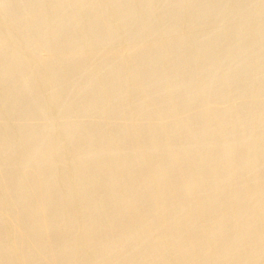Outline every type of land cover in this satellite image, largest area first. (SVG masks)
I'll return each instance as SVG.
<instances>
[{"label": "bare ground", "instance_id": "6f19581e", "mask_svg": "<svg viewBox=\"0 0 264 264\" xmlns=\"http://www.w3.org/2000/svg\"><path fill=\"white\" fill-rule=\"evenodd\" d=\"M79 1L78 4L80 5ZM118 1L110 0V2H113V7H111L112 3H109V10H114L112 11L113 13L107 12L110 16L112 14L111 17L114 19L117 16L118 22L128 23L138 18L140 14L144 17V20L142 18L143 23L136 29L134 28V31H131L132 33L130 32L132 34L131 37L138 41L136 47L133 48V52L136 53L139 50L140 43L145 38L152 39L155 36L153 33L155 30L153 28L154 25L150 21L153 17H148L149 11L151 12L152 10L150 6L152 8L154 3L152 2L153 4H151L148 0H145V2L142 0L141 9L132 10L130 3L135 1L134 6H136V3L140 2V0L137 2L136 0H124L125 4L121 3L119 5ZM174 1H163L164 3L162 2L163 4L160 6L161 10L165 11L173 7ZM17 2L23 1L17 0ZM185 2L187 0L179 2L178 6L173 8L172 18L170 23H168L169 28L168 30L166 29L167 31L163 29L166 35L168 33L173 34V28L176 26L174 18H178V11L188 5ZM258 2L260 1L258 0ZM105 3H108L107 0ZM58 4H63V0ZM28 6L24 5L23 10L27 11L29 9ZM107 6L109 5L107 4ZM201 7L203 8L204 6L202 5ZM201 7L196 6L194 8L193 19L195 23L193 26H197V23H202L200 22L202 21L201 17L204 16L206 10ZM5 9L6 7H2L3 13H5ZM90 9L94 12L99 11V3L93 1L87 11H90ZM228 9H224V11ZM155 12L157 14V11ZM99 13L102 12L99 11ZM155 17L157 16L155 15ZM190 19L192 18L190 17ZM80 20L70 21L67 23V27L77 26ZM187 20L189 21V19ZM101 21L100 19L94 20L90 25V29L88 27L89 33H94L95 30L101 28ZM45 31V29L41 30V36ZM101 32V37L95 40L92 39L93 49L92 52L89 51L88 53L93 54V51H98L101 46H110L114 42V37L109 31H104L103 34ZM121 32L123 33V31ZM51 33L53 32L51 31ZM215 33L213 34L214 36ZM237 34L238 32L236 31L235 35ZM82 36H84V33ZM255 36L261 40L264 38V25L258 26ZM49 38L51 39L50 36ZM193 38L196 39V37ZM73 40L68 41L67 44L65 43L64 47L74 45L75 42ZM155 41H150L151 47L146 40L150 48L159 45ZM160 41L159 46L163 50L171 48L169 42L166 43L162 39ZM213 41V38L207 40L205 45L198 46L197 51H195L197 53L196 57L203 56L207 60L201 69L202 73L205 74L201 81H198V77H196L197 70L188 71L181 64L164 72L159 70L160 68H155L160 64L158 62H156V64L158 63L156 66L154 65L155 67H152V61H161L165 58V55V59H167L169 57L168 51H166L168 55L162 53L154 56L152 53H146L141 62L137 64V68H139L148 62L145 71L139 78L130 79L132 86L136 85L138 90H140V92L138 91L140 94H137L140 104L138 108H133L134 110L132 107L125 108L121 106L125 100L123 92L125 81L123 85L124 76L117 74L114 79L104 84L111 86L114 90L112 95L109 98L107 97L108 99H104L106 101H104V104H106L105 106L108 110H98L101 99L97 95H94L91 103L88 101L90 104L87 107L91 108V112H85L87 107L81 105V103L79 105L75 97L68 99L64 109L67 106L70 110L73 109L72 113L75 111L76 121H80L78 119L82 116L85 119L86 114L91 116L99 115L100 113L108 115L115 120L114 122L111 119V122H108L111 123L110 125H107V121H105L106 124L102 125V121H98L100 124H96L97 126L94 127L83 126L81 128L77 123L64 125L63 131L61 130L64 136L61 137H64L62 140L65 142L64 145L68 146L71 149L70 151H72V157L69 159L65 152L64 155L63 151L59 150L56 143L51 142L49 138V135H51L49 134L50 131L45 126L37 125V121L44 112L38 104L39 99L36 100L34 96L36 92L33 93L31 87L28 86V78L19 74L16 79L5 80V87L12 91L10 96L7 95L8 97L6 96L7 98H4V101H0V107L8 109V118H26L30 120L33 127L28 128L29 125H26L10 128L12 131L11 135L15 134L18 138L23 136L20 140L12 141L13 137L11 138L10 136L11 140L9 139V142L4 140L6 138L2 139L0 136V190H2L0 208L4 209L0 211V264H264V106L259 108L253 105V107L250 106L248 108L240 106L232 114L230 113L232 111L229 112L226 109L219 111V107L215 108L212 105L217 104L222 98L231 94H234L238 101H244L243 99H246L249 95L251 96V94H254L255 98L258 97L259 99V97L264 96V84L261 88H256V91L248 93L246 85L251 76L249 78L232 76V70L245 68L244 62L242 63V59H244L243 51L245 50L240 46H233L234 48L231 49L236 59L232 63L230 70L222 71L218 65L219 69H217L216 64L220 60L208 58L214 47L215 42ZM2 44L3 41L0 39V45ZM52 46L50 48L56 45ZM123 46H121L122 49L128 47ZM181 47L175 45L174 48L172 47L173 50H171L172 55L175 58L177 55L179 60L180 55L178 54L182 53L180 52L182 50ZM62 49L64 48L62 47ZM25 50L22 49L23 52ZM6 53L3 52L0 55V60L5 62L12 60L11 55ZM13 53L12 57L15 56ZM229 54L231 58V53ZM102 55L104 60L107 61L108 55L104 52H102ZM27 57H30V55ZM68 59L64 58L63 60ZM104 60L101 65L106 67ZM11 62L0 71V78L5 79L15 70L18 64L16 63L15 65ZM182 62L184 61L182 60ZM71 66L69 65V67ZM43 67H40V69ZM107 69L109 73H117L119 67L112 65ZM98 70L100 71V69ZM81 71L83 69L77 68L75 73L81 74ZM175 73H177L178 79L176 77L172 78ZM50 78L53 82L52 84L60 81L58 75L53 74L52 76L51 74ZM171 78L174 79V82L170 81L172 80ZM255 78L256 76L253 80ZM76 79L78 81V76H76ZM221 81L222 83L227 82L222 90L219 89ZM131 82L129 81V83ZM0 83L2 84V81ZM98 83L100 82L98 81ZM129 85L131 86V84ZM166 85L167 88L165 89ZM91 86L89 81L80 84L76 95L78 94L80 97V94L90 91ZM41 89L43 90V88ZM98 89L95 91L97 94ZM64 90L53 89V92L51 91L53 97L56 96L54 100L63 103V105L64 102L60 99L65 96ZM208 91L213 94L209 99L207 97L206 101L212 103L213 109L210 108L211 110H208L204 107L206 111L198 107V110L197 104V112L195 113V109L192 108L195 106V101L200 95L202 96V93L206 97L205 93ZM5 94L7 93L5 92ZM20 97H34L35 99H22L18 103L17 98ZM250 99H252V96ZM232 100L235 102L234 97ZM204 103H206L205 98ZM235 103L233 106L238 104L237 102ZM205 105L207 106L208 104ZM232 108L236 109L235 107ZM232 108L230 107V110ZM142 110L146 115L145 119L149 117L151 120L152 117H158L157 119L166 117L168 119L169 116L172 117L175 114L178 117L180 111H186V117H182V119L184 118L182 121L179 118L181 122L178 123H176L178 121L176 117L175 125L165 129H161L163 126H148V124L141 123L136 125L135 123L133 130L129 131L132 125L131 122L128 123L130 125L123 124L126 115L131 114L134 120L136 115H138V111ZM54 113L58 114L57 112ZM70 113L69 111L64 113V115H67V119H71L69 115H72V113ZM7 116L4 118L8 119ZM58 116L56 115V117ZM46 119L49 120L48 118ZM106 119L108 120V117ZM135 120L137 122L138 119ZM17 121L20 120L18 119ZM21 122L23 123V121ZM112 122L114 123L113 125ZM41 124H44L43 121ZM46 124V127L49 128L48 123ZM61 131L58 130L57 132ZM3 134L6 136L8 133L4 132ZM23 149L25 151L27 149L26 154L22 158L16 159L18 158V156H15L16 152ZM117 152H120L119 155L116 154ZM68 167L74 171L70 176L69 174L67 175L69 173ZM16 178L17 180L14 181ZM70 200L72 201V206H74L73 209H70L68 205Z\"/></svg>", "mask_w": 264, "mask_h": 264}, {"label": "rangeland", "instance_id": "374dc122", "mask_svg": "<svg viewBox=\"0 0 264 264\" xmlns=\"http://www.w3.org/2000/svg\"><path fill=\"white\" fill-rule=\"evenodd\" d=\"M23 2H17V0H0V39H2L3 44L0 45V55L4 52L11 55L12 60H8V62L6 63L3 60H0V71H2V69L4 67L7 66V64L14 63L16 65V63L18 65H16L17 67L15 68V70H13V72H11L7 77L4 78H0V82L2 81V84L0 83V101H4V98L6 99L9 95L11 91H9L10 89H7L5 87V80L6 79H16L19 74H21L22 76H24L25 78H28L27 80L29 81L28 86L31 87V89L33 90L34 96L37 99H39V106L42 107L43 110V115L39 118V120L37 121V125L40 126H45V128L50 131L49 134V138L51 140V142L56 143V145L59 147L60 151H63V154L65 152V154L67 155V158H71L72 157V151H70L71 149L65 144L63 140V138L61 136H64L63 134V129L66 125L69 124H73V123H77L78 125H80V127L82 128L83 126H90V127H94L99 125L100 123H98V121H102V124H106L108 122H111L110 120L112 119L110 116L105 115L100 113L99 115H87L84 117H80L78 120L80 121H76L77 117H75L76 113L74 111V113H72L73 109H69V107L67 106L64 109V106H66V101H68V99H72L73 97H75L76 102L80 105H85L86 107L91 103L92 98L94 97V95H97L100 99H101V103L98 105V110L102 111V110H108L107 107L105 106L106 104H104V99H108L109 96L112 95V91L113 88L111 86L108 85H104L105 83H107L109 80L114 79V77L117 75H122L124 76L123 78V85H124V81H125V85L124 87V102H122L121 106L125 107V108H131L132 109H136L139 107L140 104V100H139V96L137 94L138 91L140 92V90H138V86H132V82L130 79L134 80L139 78L142 73L145 71L146 65H148L147 63L144 64L143 67H139L137 68V64L141 62L143 56H145L146 53H152V55H159L162 53H166L168 55L169 52V57L165 58L161 61H149L152 64V67H155L158 63H160L158 66H156L155 68H160L159 70L161 71H166L168 69H172V68H176L178 64H181L183 66H185L187 68L188 71H195L196 72V77H198V81L202 80L204 78V73H202L203 71L201 70L203 68V66L206 64L207 60L206 58L204 59L203 56L202 59L201 57H196L197 53L195 51H197L198 46L200 47L202 44L205 45L206 41L209 39H214L213 42L214 43V47L213 50L211 51V53L209 54L208 58H213L214 60H220V65L219 63L216 64V68L222 71H228L230 70L232 63L234 62V60L236 59L235 55L233 54L232 50L235 46H240L241 48H244L245 51H243V58L242 59V63L243 65H245L244 69H234L231 71L232 76H238V77H250L251 78L248 80V83L246 85L248 93L249 92H254L256 91V88H261L264 84V72L263 68H264V38L261 39H257V36H255L256 34V29L258 28V26L264 25V0H259L260 2H258V0H187L186 3H188V5H186L184 8H181V11H178V18H174V20L176 21V26L175 28V32H174V28H173V34L168 33L167 35L165 34L164 30H168L169 28V24L170 23V19L172 18V13L174 11V7H177L179 2L184 1V0H175L174 6L169 8L168 10H161L162 4L166 1V0H148L152 5V8L150 6L151 12L149 11V16L150 18H152L150 21L153 23L154 25V38L152 39H146L144 41H142V43H140L139 46V50L138 52H133V48L136 47L138 41L133 39L131 37V33L134 31V28L136 29L140 24L143 23L144 17L140 14L138 16V18H136L133 21H129L127 22H118V18L117 16L114 18H112V14L110 16L109 13H113L112 11L114 9H112L111 11L110 9V4L112 3L113 7V2H110V0L105 3L106 0H80V5L78 4V0H63V4H58L60 1L62 2V0H56L58 2H56L55 0H22ZM93 1H97L99 3V11L102 13H99V11L94 12L93 10L90 9V11H87L89 9V6L91 3H93ZM138 0H136L137 2ZM147 1V2H148ZM156 3H155V2ZM164 1V2H163ZM49 2V3H48ZM104 2V3H103ZM145 2V0H144ZM143 2V3H144ZM153 2V3H152ZM163 2V3H162ZM1 3H3L1 5ZM24 3V4H23ZM28 3V4H26ZM34 3V4H33ZM110 3V4H109ZM125 4L124 0H119L118 1V5L119 4ZM177 3V4H176ZM230 3V4H229ZM32 4V5H31ZM45 4V5H44ZM50 4V5H49ZM58 4V5H57ZM109 5L106 7V5ZM135 1H132L130 3V8L132 10H138L139 8L141 9V5H142V0H140V2L138 1V3H136V6H134ZM176 4V5H175ZM191 4V5H190ZM208 4V5H207ZM223 4V5H222ZM232 4V5H231ZM235 4V5H234ZM19 5V6H17ZM24 5H29V9L27 11L23 10ZM56 5V6H55ZM63 5V6H62ZM78 5V6H77ZM204 6L203 8L201 6ZM52 8H51V7ZM60 6V7H58ZM80 6V7H79ZM105 6V7H104ZM138 6V7H137ZM188 6V7H187ZM200 6L202 9L206 10L204 16L201 17L200 22L202 23H197V26H193L194 25V19H193V15L195 12V7ZM227 6V7H226ZM229 6V7H228ZM2 7H6L5 9V13L4 10L2 12ZM9 7V9H8ZM32 7V8H31ZM63 7V8H62ZM122 7V6H121ZM137 7V9H136ZM187 7V9H186ZM212 7V9H210ZM233 7V8H232ZM247 7V8H246ZM256 7V8H255ZM46 8V9H44ZM48 8V9H47ZM64 10H61V9ZM148 8V7H147ZM158 8V10H157ZM193 8V9H192ZM225 10L224 9H227ZM53 9V10H52ZM86 9V10H85ZM123 9V7H122ZM139 9V10H140ZM154 9V10H153ZM185 9V10H184ZM258 9V10H257ZM23 10V11H22ZM71 10V11H70ZM81 10V11H80ZM107 10V11H106ZM185 14H184V12ZM61 11V12H60ZM65 11V12H64ZM109 11V13H107ZM121 11V8H120ZM157 11V14L156 12ZM162 11V12H161ZM208 11V12H207ZM248 11V12H247ZM7 12V13H6ZM228 12V13H227ZM230 12V14H229ZM23 13V14H22ZM70 13V14H69ZM97 13V14H96ZM209 13V14H208ZM6 14V15H5ZM52 14V15H51ZM96 14V15H94ZM98 14L102 15L99 16ZM161 14V15H160ZM224 14V15H223ZM2 15V16H1ZM28 15V16H27ZM32 15V16H31ZM44 15V16H43ZM109 15V16H108ZM157 16L154 18V16ZM192 15V16H191ZM212 15V16H211ZM250 15V16H249ZM259 15V16H258ZM26 16V17H25ZM34 16V17H33ZM50 16V18H49ZM72 16V18H71ZM142 16V17H141ZM170 16V17H169ZM187 16V17H186ZM220 16V17H219ZM225 18H224V17ZM254 16V17H253ZM7 17V18H5ZM9 17V18H8ZM17 17V18H16ZM25 17V18H24ZM60 17V18H59ZM77 17V18H76ZM84 17V18H83ZM91 17V18H90ZM95 17V18H94ZM98 17V19H97ZM190 17L193 19H190ZM205 17V18H204ZM218 17V19H217ZM47 18V19H46ZM70 18V19H69ZM81 19L77 26H69L67 27V23H69L72 20L75 19ZM94 18V19H93ZM102 18V19H101ZM106 18V19H105ZM111 18V19H110ZM143 18V20H142ZM161 18V19H159ZM222 18V19H221ZM16 19V20H15ZM21 19V20H20ZM24 19V20H23ZM91 19V20H90ZM102 20L101 21V28L95 30V32L93 33H89L88 27L90 29V25L94 20ZM118 19V20H117ZM189 19V21L187 20ZM259 19V20H258ZM2 20V21H1ZM15 20V21H14ZM30 23H28V21ZM32 20V21H31ZM49 22H48V21ZM58 20V21H57ZM117 20V21H115ZM215 20V21H214ZM217 20V21H216ZM7 21V22H6ZM11 21V22H10ZM24 21V22H23ZM54 21H56V23H54ZM66 21V22H65ZM104 21V22H103ZM149 21V22H150ZM159 21V23H158ZM163 21V22H162ZM183 21V22H182ZM219 21V22H218ZM234 21V22H233ZM260 21V22H259ZM9 22V23H8ZM32 22V23H31ZM47 22V23H46ZM62 22V23H61ZM83 22V23H82ZM118 22V23H116ZM139 22V23H138ZM150 22L151 26L152 23ZM155 22V23H154ZM165 22V23H164ZM259 22V23H258ZM23 23V24H22ZM58 23V24H57ZM80 23V25H79ZM113 23V25H112ZM121 23V24H120ZM124 23V24H123ZM126 23V24H125ZM188 23V24H187ZM190 23V24H189ZM192 23V24H191ZM204 23V24H203ZM207 23V24H206ZM43 24V25H42ZM106 24V25H105ZM162 24V25H161ZM164 24V25H163ZM186 24V25H185ZM241 24V25H240ZM39 25H41L40 27H38ZM80 27H79V26ZM127 27H126V26ZM208 25V26H207ZM256 25V26H255ZM6 26V27H5ZM105 26V27H104ZM114 26V27H113ZM124 26V27H123ZM164 26V27H162ZM54 27V28H53ZM60 29H58V28ZM75 27V28H74ZM79 27V28H78ZM113 27V28H112ZM118 27V28H117ZM131 27V28H130ZM211 27V28H210ZM240 28L238 30V28ZM53 28V29H52ZM72 28V29H71ZM116 28V29H115ZM120 28V29H119ZM228 28V29H227ZM252 28V29H251ZM3 29V30H2ZM45 29L46 31L44 33H42L41 36V30ZM52 29V30H51ZM56 29V30H55ZM64 29V30H63ZM80 31H79V30ZM87 29V30H86ZM104 29V30H103ZM164 29V30H163ZM186 29V31H185ZM190 29V30H189ZM198 29V30H197ZM255 29V30H254ZM11 30V31H10ZM103 30V31H102ZM120 30V31H119ZM158 30L160 33V35L158 34ZM162 30V31H161ZM166 30V31H167ZM244 30V32H243ZM51 31L53 33H51ZM102 31V32H101ZM104 31H109V33L114 37V44L112 43L110 46L107 45H103L99 48L98 51L92 53H88L89 51L92 52V39L95 40L99 37H101L100 32L103 34ZM123 31V33L121 32ZM132 31V32H131ZM188 31V32H187ZM226 32V36L225 32ZM236 31L238 32L237 35ZM254 31V32H253ZM16 32V33H15ZM31 32V33H30ZM55 32V33H54ZM82 32V33H81ZM122 34H121V33ZM131 32V33H130ZM164 32V33H163ZM217 34H216V33ZM232 32V33H231ZM49 33V35H48ZM84 33V36H82ZM125 33V34H124ZM167 33V32H166ZM175 33V34H174ZM190 33V34H189ZM215 33V36L213 35ZM24 34V35H23ZM33 34V35H32ZM60 34V35H59ZM68 34V35H67ZM116 34V35H114ZM163 34V35H162ZM170 34V35H169ZM189 34V36H187ZM200 34V35H199ZM254 34V35H253ZM37 37H36V36ZM91 35V36H90ZM127 35V36H126ZM129 35V36H128ZM169 35V36H168ZM175 35V36H174ZM33 36V37H32ZM41 36V37H40ZM49 36L51 37V39L49 38ZM73 36H75L73 38ZM122 36V37H121ZM125 36V37H124ZM160 36L166 38H162V40H165V42H169L171 44V48L169 49H162V47H160ZM211 36V37H210ZM249 36V39H248ZM8 37V38H7ZM27 37V38H26ZM36 37V38H35ZM56 37V38H55ZM189 37V38H188ZM193 37H196L193 38ZM239 37V38H238ZM39 38V39H38ZM80 38V39H79ZM89 38V39H88ZM124 38V39H123ZM192 38V39H190ZM13 39V40H12ZM42 39V40H41ZM60 39V40H59ZM76 39V40H73ZM84 39V40H82ZM87 39V40H86ZM130 39V40H129ZM168 39V40H167ZM253 39V40H252ZM38 40V41H36ZM54 40V42H53ZM59 40V41H58ZM75 42L74 45L72 46H68V47H64L65 43L67 44L68 41H72ZM79 40V41H78ZM124 40V41H123ZM135 40V41H134ZM152 47L151 42L152 40H156L155 42H157L156 47L154 48H150V46ZM189 40V41H188ZM205 40V41H204ZM258 40V41H257ZM262 42H260V41ZM9 41V42H8ZM11 41V42H10ZM19 41V42H18ZM52 41V42H51ZM78 41V42H76ZM122 41V42H121ZM129 41V42H128ZM151 41V42H150ZM185 41V42H184ZM238 41V42H237ZM247 41V42H246ZM15 42V43H14ZM61 42L63 43L61 45ZM126 42V43H125ZM134 44H133V43ZM164 42V41H163ZM162 42V44H163ZM164 42V43H165ZM193 42V43H192ZM251 46H250V44ZM22 45H21V44ZM42 43V45H41ZM46 43V44H45ZM51 43V45H50ZM53 46L56 45V46ZM56 43V44H55ZM123 43V44H122ZM128 43V44H127ZM174 43H176L175 45H179L182 46L181 47V51L182 53H179L178 55L180 60L178 59L177 55L176 58L174 55H172V51L173 48L175 47ZM200 43V44H199ZM217 43V45H216ZM261 43V44H260ZM11 44V45H10ZM18 44V45H17ZM39 44V45H38ZM185 44V45H184ZM192 44V45H191ZM196 44V45H195ZM199 44V45H198ZM227 44V45H224ZM237 44V45H236ZM242 44V46H241ZM258 44V45H257ZM17 47H16V46ZM41 45V46H40ZM58 45V46H57ZM128 46V47H124V46ZM174 45V46H173ZM195 45V46H194ZM216 45V46H215ZM222 45V46H221ZM224 45V46H223ZM19 46V47H18ZM53 48H50V47ZM82 46V47H81ZM85 46V47H83ZM87 46V47H86ZM124 47V49H122V47ZM192 46V47H191ZM234 46V47H233ZM259 46V48H258ZM263 46V47H262ZM62 47L64 49H62ZM121 47V49H120ZM173 47V48H172ZM194 47V48H193ZM249 47V48H248ZM26 48V50H25ZM58 48V49H56ZM68 48V49H67ZM86 48V50H85ZM128 48V50H126ZM156 48V49H155ZM220 48V49H218ZM224 48V49H223ZM230 48V49H229ZM251 48V49H250ZM18 49V51H17ZM25 50V52L22 51ZM46 49V50H45ZM54 49V51H53ZM71 49V50H70ZM151 49V50H150ZM188 49V50H187ZM193 49V51H192ZM223 49V50H222ZM14 50V51H13ZM28 50V51H27ZM56 50V51H55ZM60 50V51H59ZM68 50V51H67ZM125 50V51H124ZM162 50V51H161ZM170 50V51H169ZM217 50V51H216ZM230 50V51H229ZM252 50V51H251ZM72 51V52H71ZM87 51V52H86ZM152 51V52H150ZM168 51V52H166ZM188 51V52H187ZM228 51V52H227ZM12 52H14L13 54H15L14 57H12ZM16 52V53H15ZM28 54H27V53ZM44 52V53H43ZM46 52V53H45ZM102 52L106 53L108 55L107 61L104 60V56L102 55ZM122 52V53H121ZM194 52V53H193ZM227 52V53H226ZM24 53V55H23ZM33 55H32V54ZM127 53V54H126ZM154 53V54H153ZM221 53V54H220ZM231 53V58H230V54ZM262 53V54H261ZM58 54V55H57ZM73 54V56H72ZM89 54V55H88ZM123 54V55H122ZM126 54V55H125ZM193 54V55H192ZM30 57H27L29 56ZM32 55V56H31ZM134 55V56H133ZM139 55V56H138ZM246 55V56H245ZM253 55V56H252ZM260 55V56H259ZM89 56V57H88ZM193 56V57H192ZM229 56V57H228ZM17 57V58H15ZM57 57V58H56ZM127 57V58H126ZM186 57H187V61H186ZM249 57V58H248ZM255 57V58H253ZM47 58V59H46ZM68 59V60H63V59ZM91 58V59H90ZM175 58V59H174ZM192 58V59H191ZM23 59V60H22ZM51 59V60H50ZM78 59V60H77ZM81 59V61H80ZM228 59V60H227ZM42 62H41V61ZM57 60V61H56ZM74 60V61H73ZM91 60V61H90ZM102 60V61H101ZM103 60L105 61L106 67L101 65V63L103 62ZM110 60V61H109ZM182 60L184 62H182ZM198 60V63H197ZM254 60V62H253ZM23 61V62H22ZM37 61V62H36ZM40 61V62H39ZM54 61V62H53ZM60 61V62H59ZM62 61V62H61ZM65 61V62H64ZM68 61V63H67ZM129 61V62H128ZM180 61V62H178ZM195 61V62H194ZM200 61V62H199ZM206 61V62H205ZM228 63H227V62ZM32 62V63H31ZM36 62V63H35ZM79 62V63H78ZM84 62V63H83ZM110 64H109V63ZM125 62V63H124ZM132 62V64H131ZM156 62H158L156 64ZM163 62V63H162ZM174 62V63H172ZM176 62V63H175ZM187 62V63H186ZM25 63V64H24ZM54 63V64H52ZM72 63V64H70ZM77 63V64H75ZM92 63V64H91ZM100 63V64H99ZM127 63V64H126ZM195 63V65H194ZM200 63V64H199ZM249 63V64H248ZM37 64V65H36ZM82 64V65H81ZM113 66H118L119 69L117 70V73H109L107 70L108 67ZM150 64V63H149ZM150 64V65H151ZM174 64V65H171ZM189 64V65H188ZM191 64V65H190ZM45 65V66H44ZM51 65V66H50ZM69 65L71 67H69ZM81 65V66H80ZM97 65V66H96ZM111 65V66H110ZM127 65V66H126ZM129 65V67H128ZM132 65V66H131ZM155 65V66H154ZM218 65V67H217ZM252 65V66H251ZM2 66V67H1ZM20 66V68H19ZM39 66V67H38ZM44 66V67H43ZM48 66V67H47ZM64 69H63V67ZM78 66V67H77ZM80 66V67H79ZM135 66V67H134ZM173 66V67H172ZM226 66V67H225ZM28 67V68H27ZM36 67V68H35ZM40 67H43L40 69ZM46 67V68H45ZM83 67V68H82ZM98 67V68H97ZM166 67V68H165ZM197 67V68H196ZM199 67V69H198ZM260 67V68H259ZM19 68V69H18ZM32 68H34L32 70ZM55 68V69H54ZM62 68V69H61ZM74 68V69H73ZM77 68H81L83 69V71H81V74H76V69ZM104 68V69H103ZM190 68V69H189ZM259 68V69H258ZM23 69V70H21ZM44 69V70H43ZM96 69V70H95ZM100 69V71L98 70ZM139 69V70H138ZM163 69V70H162ZM165 69V70H164ZM40 70H42V72H40ZM67 70V71H66ZM131 70V71H130ZM201 70V71H200ZM245 70V71H244ZM46 71V72H45ZM65 73H64V72ZM118 71L120 72L118 74ZM125 71V72H124ZM133 71V72H132ZM136 71V72H135ZM257 71V72H256ZM24 72V73H23ZM34 72V73H33ZM45 74H44V73ZM56 72V73H55ZM101 72V74H99ZM132 72V73H131ZM138 72V73H137ZM199 72V73H198ZM243 72V73H241ZM261 72V73H260ZM15 73V74H14ZM126 73V74H125ZM136 75H135V74ZM51 74L53 76L54 75H58V77L60 78V81L57 82L56 84H52L53 82L51 81ZM130 74V75H128ZM202 74V77H201ZM256 74V75H255ZM12 75V76H11ZM26 75V76H25ZM36 75V76H35ZM49 75V76H48ZM67 77H66V76ZM69 75V76H68ZM111 75V76H110ZM127 75V77H126ZM177 73H175V75L172 76V78L178 79L179 77L176 76ZM200 75V76H199ZM259 75V76H258ZM263 75V76H262ZM76 76H78V81L76 79ZM109 76V77H108ZM158 76H160L158 74ZM245 76V77H244ZM256 76V78L253 80V78ZM44 77V78H43ZM102 77V78H100ZM126 77V78H125ZM136 77V78H135ZM82 78V79H81ZM100 78V79H98ZM171 78V79H172ZM260 78V79H257ZM20 79V78H19ZM34 79V80H33ZM38 81H37V80ZM50 79V80H48ZM71 79V80H70ZM76 79V80H75ZM85 79V80H84ZM98 79V80H97ZM131 83H129V81ZM175 79V80H176ZM4 80V81H3ZM97 80V81H96ZM259 80V81H258ZM37 81V83H36ZM83 81V83H82ZM87 81H89V83L92 85L91 90L80 94L76 95V91L79 87L80 84H84ZM91 81V82H90ZM98 81L100 83H98ZM104 81V83H103ZM172 82H174V79L170 80ZM33 82V83H32ZM61 82V83H60ZM74 84H72V83ZM44 83V84H43ZM68 85H67V84ZM103 83V84H102ZM227 84V82H225ZM225 83H220V90H222L223 87H225ZM255 83V85H254ZM41 84V85H40ZM49 84V85H48ZM131 84V86L129 85ZM225 84V85H224ZM249 84V85H248ZM253 84V87H252ZM43 85V86H42ZM48 85V86H47ZM73 85V86H72ZM75 85V86H74ZM129 87H128V86ZM249 86V87H248ZM37 87V89H36ZM43 88V90L41 88ZM55 87V88H54ZM58 87V88H57ZM66 87V89H65ZM68 87V88H67ZM98 87V88H96ZM103 88V89H102ZM130 88V89H129ZM167 88V85L165 86V89ZM255 88V89H254ZM5 91H4V90ZM52 89V90H51ZM53 89H65L64 90V95L62 96V98L60 100H62L64 102L63 103H59L58 101H55L54 98H56V96L53 97ZM97 90L98 94L95 92ZM136 89V90H135ZM139 89H141L139 87ZM35 90V91H34ZM38 92H37V91ZM41 90V91H40ZM102 90V91H101ZM52 91V92H51ZM7 93L4 95V93ZM42 92V93H40ZM66 92H70V93H66ZM75 92V93H74ZM128 92V94H127ZM132 94H131V93ZM135 92V93H134ZM96 93V94H95ZM106 95H105V94ZM205 93V92H204ZM208 93V94H207ZM74 96H73V95ZM104 94V95H103ZM110 94V95H108ZM206 97L200 95L197 100L194 103V108L195 109V113L197 112L196 110V105H197V109L199 107V109H205L204 107H206V109L211 110L210 108L213 109V107L218 108L219 111L221 110H227V111H232L230 113H235V111L241 107H253L255 106L256 108L259 107H263L264 106V96L263 97H256L254 96V94H251L252 99L254 98V100L256 99V101L250 99L251 96L247 97L246 99H243L244 101H238V99H236L235 95L233 96L231 95H227V97L225 96L224 98H222V100H220L217 104H212L206 101V98L209 99V97L213 94L211 92H206ZM45 95V96H44ZM51 95V96H50ZM90 95H92L90 97ZM209 95V96H208ZM7 96V97H6ZM70 96V97H69ZM105 96V97H104ZM133 96V97H132ZM51 97H53L51 99ZM108 97V98H107ZM131 97V98H130ZM202 97V98H201ZM234 97L235 102H237L238 104L236 106H233V104H236L234 102V100H232ZM34 97H23V98H17V102L22 101L23 100H32L35 99ZM78 98V99H77ZM128 98V99H127ZM204 98H205V102L204 103ZM52 102H51V100ZM81 99V100H80ZM130 99V100H129ZM233 102H232V101ZM251 100V102H250ZM49 101V102H48ZM90 103H89V102ZM230 101V102H229ZM254 101V102H253ZM258 101V102H257ZM18 102V103H19ZM87 102V103H86ZM106 102V101H105ZM134 102V103H133ZM175 102V101H174ZM232 102V104L230 105V103ZM242 102V103H240ZM253 102V104H252ZM256 102V104H255ZM41 103V104H40ZM50 103V104H48ZM226 103V104H225ZM229 103V104H228ZM54 104V105H53ZM58 104V105H57ZM61 104V105H59ZM137 104V105H136ZM175 104V103H173ZM204 104H210V106H204ZM213 107H212V105ZM241 104V105H240ZM250 104V105H249ZM255 104V105H254ZM128 105V106H127ZM133 105V106H132ZM246 105V106H245ZM249 105V106H248ZM253 105V106H252ZM258 105V106H257ZM135 106V107H134ZM222 106V107H221ZM17 107V106H16ZM48 107V108H46ZM53 107V109L51 108ZM58 107V108H57ZM89 107V106H88ZM85 109L87 111L85 112H91V108ZM202 107V108H200ZM209 107V108H207ZM230 107H235L236 109L232 108L230 110ZM223 108V109H222ZM3 109V110H2ZM51 109V110H50ZM55 109V110H54ZM68 109V110H67ZM89 109V110H88ZM133 109V110H134ZM198 109V110H199ZM205 109V110H206ZM75 110V109H74ZM52 113H51V112ZM71 112L72 115H69L71 117L68 118L70 119L69 122H67V115H64V113ZM207 111V110H206ZM4 112V113H3ZM7 112L8 109L6 107H0V136L3 138H6L4 140H8L10 142L11 138L12 141H16V139L20 140L21 137L23 138V136H16L15 134L11 135V130L10 128H15V126H26L29 125L28 128L33 127V124L30 122V120H27L26 118H8L7 116ZM10 112V111H9ZM57 112L58 114L54 113ZM142 112V113H141ZM186 111H180V113H178V117L175 115H172L168 117V119H166V117H159V119H157L158 117H152V120L154 119V121L151 120V118H146V115L144 113V111H138V115H136L135 119H138L137 122H135L136 120L132 117L131 114H127L123 124H128L131 122V127L129 128V131H132L134 128V124L136 123V125L141 124H148V126H160L162 127L161 129H165V128H169L172 127V125H175L174 123L176 122L175 120L177 119L178 122H181L182 120H184V118L186 117ZM70 113V114H71ZM48 114V115H47ZM4 118V117H6ZM56 115L58 117H56ZM63 115V116H62ZM103 115V116H102ZM184 115V116H183ZM45 116V117H44ZM93 116V117H92ZM98 118H96V117ZM60 117V118H59ZM74 117V119H73ZM108 117V120L106 119ZM132 117V118H131ZM177 117V118H176ZM182 117H184L182 119ZM46 118H48L49 120H47ZM64 118V119H63ZM82 118V119H81ZM91 118V119H90ZM104 118V119H102ZM131 118V120H130ZM141 118V119H140ZM162 118V119H161ZM181 121H179L180 119ZM23 121V123L17 120ZM60 119V120H59ZM128 121H127V120ZM143 119V120H142ZM151 121H150V120ZM156 119V120H155ZM162 123L161 122V120ZM8 120V121H6ZM13 120V121H12ZM15 120V121H14ZM42 120L44 124H41ZM51 120V121H50ZM63 120V121H62ZM90 120V121H88ZM133 120V121H132ZM168 120V121H166ZM11 121V122H9ZM26 121V122H25ZM53 121V122H52ZM60 121V122H59ZM105 121H107L105 123ZM112 121L115 122V120L112 119ZM127 121V122H126ZM149 121V123H148ZM158 121V122H157ZM166 121V122H165ZM2 122V123H1ZM8 122V124H7ZM15 122V123H14ZM58 122V124H56ZM91 122V123H90ZM152 122V124H151ZM161 122V124H160ZM168 122V123H167ZM4 123V124H3ZM11 127H10V125ZM31 123V124H30ZM48 123V127L47 128V124ZM65 123V124H64ZM88 125H87V124ZM94 123V124H93ZM97 124V125H96ZM111 123H108L107 125H110ZM114 123L112 122V125ZM62 125V126H61ZM65 125V126H64ZM111 125V126H112ZM130 125V124H128ZM13 126V127H12ZM61 127V128H60ZM5 128V129H4ZM9 129V132H8ZM56 129V130H55ZM3 130V131H2ZM61 131V132H57V131ZM4 132L8 133L6 136H4ZM48 133V132H47ZM55 133V134H52ZM59 133V134H57ZM14 135V136H13ZM60 135V136H59ZM11 136V138H10ZM57 136V137H56ZM0 137V138H1ZM8 138V139H7ZM10 139V140H9ZM60 139V140H59ZM55 141V142H54ZM64 145V146H63ZM180 146V145H179ZM63 147V148H62ZM66 147V148H65ZM23 151V152H22ZM25 149L20 150L18 152H16L17 154H15V156L19 159L22 158L24 156V154H26L27 149L24 153ZM68 152V154H67ZM71 152V153H70ZM120 152H117L116 154L119 155ZM64 154V155H65ZM70 155V156H69ZM66 158V157H65ZM69 167H71L69 165ZM68 167V172L67 175L70 174L72 175L74 173L73 169H70ZM71 170V172H70ZM17 178L14 180L16 181ZM0 194H2V190H0ZM74 202V201H73ZM72 201L70 200V202H68V205L70 207V209H73L74 206H72L73 204H71ZM75 205V203H74ZM68 207V206H67ZM3 211L4 209L0 208V211Z\"/></svg>", "mask_w": 264, "mask_h": 264}]
</instances>
